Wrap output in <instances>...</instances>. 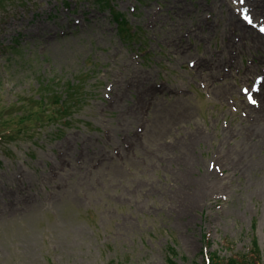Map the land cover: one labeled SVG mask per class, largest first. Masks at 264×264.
I'll return each mask as SVG.
<instances>
[{
    "label": "rangeland",
    "instance_id": "374dc122",
    "mask_svg": "<svg viewBox=\"0 0 264 264\" xmlns=\"http://www.w3.org/2000/svg\"><path fill=\"white\" fill-rule=\"evenodd\" d=\"M262 29L264 0H0V264H264Z\"/></svg>",
    "mask_w": 264,
    "mask_h": 264
},
{
    "label": "trees",
    "instance_id": "16d2710c",
    "mask_svg": "<svg viewBox=\"0 0 264 264\" xmlns=\"http://www.w3.org/2000/svg\"><path fill=\"white\" fill-rule=\"evenodd\" d=\"M106 1V0H103ZM113 20L116 21L117 25L120 26L121 31L125 30L124 27H122V24L125 22L122 20V15L120 13H116L113 11ZM72 90V89H70ZM68 92H70L68 90ZM67 92V93H68ZM55 98L53 99L55 104H58L60 102V107L53 111V116L59 118L60 116L68 114V105L64 103V101H61L59 96L55 94ZM54 117V118H55ZM65 124L68 122L65 121ZM11 134L7 135L10 136ZM203 242L206 246L209 245L208 240L206 239V236L203 235ZM177 252L175 251L174 247L172 245H169L166 247V264H178L176 260ZM107 264H114L112 261L108 262ZM182 264H186V262L183 260ZM190 264H262V260L260 257V249L259 245L257 243L256 238H253L252 240V248L249 250L248 253H242L234 256L229 257H221L217 252H211L207 256L205 255L201 263L197 262H191Z\"/></svg>",
    "mask_w": 264,
    "mask_h": 264
},
{
    "label": "snow or ice",
    "instance_id": "6c2138e0",
    "mask_svg": "<svg viewBox=\"0 0 264 264\" xmlns=\"http://www.w3.org/2000/svg\"><path fill=\"white\" fill-rule=\"evenodd\" d=\"M262 31H264V29H262Z\"/></svg>",
    "mask_w": 264,
    "mask_h": 264
}]
</instances>
